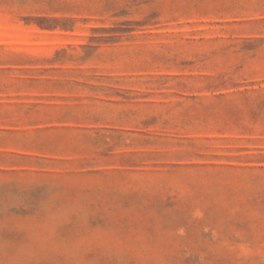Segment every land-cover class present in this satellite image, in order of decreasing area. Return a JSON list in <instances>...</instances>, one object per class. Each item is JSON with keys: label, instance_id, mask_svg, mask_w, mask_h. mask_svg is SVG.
Masks as SVG:
<instances>
[{"label": "rangeland", "instance_id": "374dc122", "mask_svg": "<svg viewBox=\"0 0 264 264\" xmlns=\"http://www.w3.org/2000/svg\"><path fill=\"white\" fill-rule=\"evenodd\" d=\"M0 264H264V0H0Z\"/></svg>", "mask_w": 264, "mask_h": 264}]
</instances>
